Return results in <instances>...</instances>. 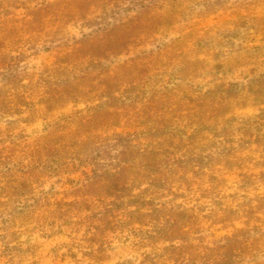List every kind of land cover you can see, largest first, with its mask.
Masks as SVG:
<instances>
[{
	"label": "rangeland",
	"instance_id": "1",
	"mask_svg": "<svg viewBox=\"0 0 264 264\" xmlns=\"http://www.w3.org/2000/svg\"><path fill=\"white\" fill-rule=\"evenodd\" d=\"M263 134L264 0H0V264H264Z\"/></svg>",
	"mask_w": 264,
	"mask_h": 264
},
{
	"label": "trees",
	"instance_id": "2",
	"mask_svg": "<svg viewBox=\"0 0 264 264\" xmlns=\"http://www.w3.org/2000/svg\"><path fill=\"white\" fill-rule=\"evenodd\" d=\"M141 112L143 113V110H141ZM154 143V145L155 144H158V142H156V141H154L153 142ZM251 143H253L254 145H256L255 147H256V149L257 150H260V152L262 153L261 154V157H264V134L263 135H261V137L258 139V140H256V141H252ZM145 150V149H144ZM144 152V151H143ZM136 156V155H135ZM133 167H135L134 169H135V171L134 172H132L131 174H130V172H129V168H125L124 167V165H118V164H116L115 166H114V169L117 171V174L119 175V177L121 176V177H123V175L125 174V175H127V177L128 176H133L134 178L135 177H137V175H139V173L137 172V170L138 169H141V166H133ZM143 170V169H142ZM146 172L144 171V173H142V176H144V177H148L149 175L148 174H145ZM219 173H221V172H219ZM144 174V175H143ZM141 175V174H140ZM132 177V178H133ZM122 179V178H121ZM126 181V177L125 178H123V180L121 181L122 182V184H123V186H125V184L127 185V182H125ZM133 181V180H132ZM263 182H264V180H263ZM148 187H146V189H144V191L143 192H147L148 191V189H149V187L150 186H152V184L150 183H148V184H146ZM126 187H121L118 191H123V189H125ZM89 195L90 194H88V195H86V196H88L89 197ZM150 195V194H149ZM259 196H260V199H258V200H256L255 201V204H254V206H253V208L255 209V211H257V212H255L256 214L258 213V212H261L262 211V215H264V207L262 208V206H264V190H263V192H261L260 194H259ZM91 197V196H90ZM119 198L121 199L122 197H119V196H117V197H115V200L116 201H118L119 200ZM97 202H100V199H97ZM110 205H113V203H110ZM118 204H116V205H114L115 206V208H119V206H117ZM251 207V206H250ZM108 211L109 210H111V209H107ZM108 211H106V212H108ZM241 211L238 209L237 210V214L239 215V213H240ZM235 213H236V211H235ZM238 219H240V218H238ZM238 221V220H237ZM119 222V221H118ZM243 223V225H246V222L245 221H243L242 222ZM129 224H130V222H129ZM95 229V228H94ZM95 234H97V232L95 233ZM260 234V233H259ZM258 238H264V232L263 233H261L260 235H258ZM255 240H257V239H252L251 240V242H250V244H252L253 242H255ZM245 242H247V241H245L244 240V236L242 235V236H240V241H236V243H237V245H239L238 247H236L235 245H232V246H229V247H225L224 249L226 250V252H222V253H219L220 251H217L216 253H210L209 254V258L206 256V255H203V253H204V250H201L200 251V255H199V262H200V264H203V263H206V261L208 260V261H211V263H213V264H221L220 263V261L221 260H223V259H220V261L218 260V262H215V258H221V257H223V255L224 256H227V258H229V259H231V258H234L235 259V263L236 264H242V262H243V259H242V255H243V252H242V248H241V246H243V244L245 243ZM235 247V248H234ZM201 249V248H200ZM187 260L189 261V260H191V258H187ZM235 263H233V264H235ZM222 264H225V262H223ZM230 264H232V263H230Z\"/></svg>",
	"mask_w": 264,
	"mask_h": 264
}]
</instances>
